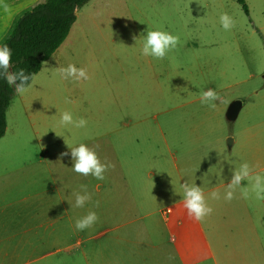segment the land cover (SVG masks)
<instances>
[{
	"label": "rangeland",
	"instance_id": "rangeland-1",
	"mask_svg": "<svg viewBox=\"0 0 264 264\" xmlns=\"http://www.w3.org/2000/svg\"><path fill=\"white\" fill-rule=\"evenodd\" d=\"M246 2L249 15L236 0H90L77 11L69 49L23 94L34 98L31 117L17 98L0 144L2 165L48 163L59 186L47 206L64 200L53 235H27L38 241L31 264H264V199L247 181L224 199L239 164L264 175V0ZM222 13L235 21L230 30ZM148 26L178 37L164 59L141 54ZM68 64L89 79L63 78ZM208 89L219 96L215 108L200 102ZM64 111L86 127L60 126ZM67 142L86 144L110 165L102 181L72 170ZM185 183L197 184L212 208L192 256L176 250L163 220L169 206L183 207ZM80 185L92 198L70 208ZM88 211L97 222L76 230Z\"/></svg>",
	"mask_w": 264,
	"mask_h": 264
},
{
	"label": "crops",
	"instance_id": "crops-1",
	"mask_svg": "<svg viewBox=\"0 0 264 264\" xmlns=\"http://www.w3.org/2000/svg\"><path fill=\"white\" fill-rule=\"evenodd\" d=\"M39 1L41 0H0V45L8 36L16 19ZM70 33L55 53L43 62L41 70L33 77L39 75L44 65L49 63L53 57H59L67 52ZM33 83L32 79L27 86L32 87ZM35 93V88H32V94ZM17 98L23 99L24 110L31 117L30 107H33L34 98L23 97L14 92L11 104ZM5 137L3 136L0 140V144ZM52 173L53 168L48 163L21 165L7 162V165L0 164V256L3 260L7 259L6 264H31L36 261L38 241L29 240L30 237L27 238V235H38L41 232L44 235H53L54 215L56 214L58 219H64L65 215L62 212L64 200L61 195L58 197V208L47 206L48 198L53 200L59 186L58 182L52 178ZM39 201L43 212H46L45 217H41L43 212L38 217L36 205ZM181 204H178L176 213L169 206L163 214V220L166 229L170 232L173 245L179 241L180 247L179 244L176 245V250L181 255L192 256L198 251L199 242L205 238L204 230L199 221L189 217L186 209L180 207ZM39 218H41L40 221Z\"/></svg>",
	"mask_w": 264,
	"mask_h": 264
},
{
	"label": "clouds",
	"instance_id": "clouds-1",
	"mask_svg": "<svg viewBox=\"0 0 264 264\" xmlns=\"http://www.w3.org/2000/svg\"><path fill=\"white\" fill-rule=\"evenodd\" d=\"M74 11H77V9H74ZM219 19L221 26L226 31L230 30L235 24L234 19L227 13L220 14ZM177 43V36L167 31L153 30L148 26L146 34L143 35L141 54L156 59H164L169 51L176 48ZM11 64L12 50L7 45L0 46V79H6L7 84L14 89L17 95H23L28 88L26 85L30 80V76L25 75L23 70L10 72L9 68ZM60 74L63 78L75 82L89 79L86 69L77 68L73 64L62 67ZM31 79L34 80V77H31ZM218 100L219 96L213 89L201 91V104L207 105L209 108H215ZM59 125L67 131H71L72 128L80 129L86 127L87 121L84 118L74 119L71 112L64 111L60 114ZM67 145L71 149L72 170L75 173L84 177L91 175L100 181L105 178L104 173L110 165L101 163L97 153L93 149L84 143L73 146L70 142H67ZM67 154V152L62 153V155ZM244 181H247L251 185V191L254 193L256 199H264V175H253L247 162H243L238 167L232 169V176L230 182L227 184L224 199L232 200L233 190ZM71 195L73 199L68 200L70 208H83L86 202L92 198L86 185H80L79 190H74ZM211 196L214 199H218L219 193L212 192ZM180 197L189 217L202 221L212 213V208L206 203L205 196L197 184L185 183ZM97 220L98 216L96 212L88 211L86 215L76 219L74 227L78 231H83L91 228Z\"/></svg>",
	"mask_w": 264,
	"mask_h": 264
},
{
	"label": "trees",
	"instance_id": "trees-1",
	"mask_svg": "<svg viewBox=\"0 0 264 264\" xmlns=\"http://www.w3.org/2000/svg\"><path fill=\"white\" fill-rule=\"evenodd\" d=\"M89 1L41 0L23 12L0 45H7L12 50L9 71L23 70L25 75L30 76L29 84L31 77L41 70L43 62L48 60L66 40L77 20V11ZM236 1L249 15L246 0ZM14 92L6 79H0V140L7 130V110Z\"/></svg>",
	"mask_w": 264,
	"mask_h": 264
},
{
	"label": "water",
	"instance_id": "water-1",
	"mask_svg": "<svg viewBox=\"0 0 264 264\" xmlns=\"http://www.w3.org/2000/svg\"><path fill=\"white\" fill-rule=\"evenodd\" d=\"M237 105L240 106L241 105L240 102H237Z\"/></svg>",
	"mask_w": 264,
	"mask_h": 264
}]
</instances>
